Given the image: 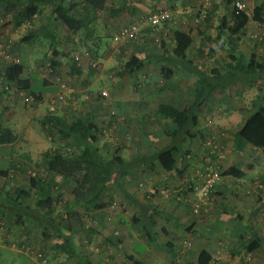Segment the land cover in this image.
<instances>
[{
  "label": "crops",
  "instance_id": "0c3cea01",
  "mask_svg": "<svg viewBox=\"0 0 264 264\" xmlns=\"http://www.w3.org/2000/svg\"><path fill=\"white\" fill-rule=\"evenodd\" d=\"M198 1L201 0H141L144 6L142 8L137 3L129 7L127 4L124 6L120 3L116 10L109 9L107 4L108 12H101L98 16L103 19L106 15L113 18L120 13L121 15L129 13L135 16L136 20L143 13L142 11L150 10L153 13L158 8L170 7L173 10L174 18L169 24V32L173 33L177 29L192 31L194 53L195 48L199 49V47L205 46L210 31L216 32L217 36L216 27L219 25V18L223 17L227 11L224 1L212 0L215 2L211 9V15L214 17L206 27L207 35L198 36L196 33L199 31L193 27L194 17L196 19L198 16ZM123 3L125 4V2ZM52 9L51 5L45 7L43 15H49ZM113 11H120V13L114 14V16ZM40 20L38 18L31 25L36 27ZM119 25H114L115 32ZM54 28L60 32L64 31L60 27ZM157 37L156 42L158 41ZM159 39L161 40V38ZM60 40L63 41L62 43L65 41L64 38ZM160 40L157 43L158 49L162 47ZM145 41L146 37L140 40L142 47L139 50L147 49L150 43L149 41L145 43ZM239 44L240 49L243 50L242 45H245V41L241 40ZM259 49L258 47L257 51L252 49L250 51L243 50V52L250 55L254 51L258 58L261 57L264 60V51L259 53ZM194 63L205 71L219 66L217 59L210 58L208 55L199 57ZM154 66L156 67V65ZM156 69L159 72V69ZM159 77L161 76H157V78ZM171 81L173 87L168 88L167 91L165 89L150 91L151 95L159 97L162 95L163 97L158 100L159 103L155 107L148 105L154 99L149 96L144 99L139 97L117 101L119 108L115 109L113 103V109L107 111L108 114L111 110L117 111L121 115L124 125L125 122L126 124L131 123L138 130L128 145L124 143L125 146L119 147V154L126 161L133 163L126 179L127 182L114 184L106 191L101 201L102 208L85 210L63 196L53 211L45 208L40 209L36 205V202L41 198L36 184L21 183V181L18 184H9L6 178L0 176V251L3 248L12 252L4 251L3 254L8 253L15 257H21L30 254L34 256L35 254L47 255L54 252V245L61 243L64 236H67V225L64 224L67 213L76 211L86 214L87 217L85 218V229L80 233L76 231L74 239L81 236L80 245L87 251L80 257L89 259L91 264H132L127 259V255L142 264H175L180 260L186 264H197V257L203 250L210 253L211 264H264V149H255L237 136L249 114L262 103L258 101L259 95H257L252 100L250 109L243 110L239 106L238 108L234 107V102L229 96L230 93L236 95L247 93L253 88L255 90L259 83L255 86L247 83L239 84L235 87V92L229 86H223L214 92L199 114L201 134L188 138L184 148L177 155L178 169L167 172L159 162H148L147 160L154 150L168 144V138L164 133L165 127L158 133L156 131L151 134L141 130V127L145 125L153 127L165 123L168 126V121L159 119L156 114L153 117L148 112L149 109L151 108L155 113L160 103H173L182 108L191 99L196 81L191 72L179 70ZM163 84L166 86L165 83ZM8 105L13 106L10 103ZM218 106L223 108V119L221 117L220 126L216 129L219 134L225 133V136L220 137L222 138L220 141L226 145V161L221 163L222 172L231 167L238 169V172L232 175H222L210 201L204 205L201 216L196 217L182 195L187 197L188 193L190 194L188 177L193 174L195 167L206 164L208 150L206 147L204 149L205 139L203 138L206 134L205 126L209 125L206 124L205 119L208 115H215L214 111ZM89 112L91 111L83 113L88 115ZM6 115L7 112L2 119L7 123ZM97 116L104 118L102 114L95 115V117ZM114 130L116 131V129ZM118 130L120 131L121 128ZM115 136L116 134L112 137L113 139L106 141L109 153L112 154L118 149L117 144L121 141V139H115ZM200 151L203 152V157L199 154ZM31 163H33V157L30 155L19 159L12 158L9 168L6 170L9 172L16 170L18 176L25 175V171ZM37 164L41 165L40 162ZM39 166L36 167V172L39 173V177H45L44 168L39 169ZM3 170L5 169H0V173ZM255 170L256 174L260 176L261 187L252 184V175ZM31 172L33 173L34 169L30 167L29 174ZM139 174H142L143 177L139 178ZM138 183L143 186L145 183L147 188L144 189ZM47 186L51 188L50 185ZM16 188L30 192L28 199L21 202L20 208L16 207L14 202H10L11 195L16 191ZM248 189L251 191L250 193ZM143 215H146V218L142 219ZM140 216L141 218H139ZM40 219H43L44 226L40 224ZM54 229H57V232ZM173 235L174 237H172ZM255 235L261 239V246L253 252H248L246 244ZM190 242L191 248L186 249V243ZM74 244L77 246L75 240ZM258 256L263 260H260Z\"/></svg>",
  "mask_w": 264,
  "mask_h": 264
},
{
  "label": "trees",
  "instance_id": "16d2710c",
  "mask_svg": "<svg viewBox=\"0 0 264 264\" xmlns=\"http://www.w3.org/2000/svg\"><path fill=\"white\" fill-rule=\"evenodd\" d=\"M108 1L0 0V20L11 23L17 28L26 27V29H29V34L21 39V43L31 42L36 35L50 41L52 49L51 67L47 66L46 69H53L55 73L54 70H57L61 62L58 57L61 56L68 58L73 69L81 72V57L79 60L76 58V54L72 57L68 47L67 49L63 47L65 49H62V51L57 48V46H63L64 44L60 40L63 37L54 31V27H60L66 31L69 37L67 41L71 38L76 45L81 44L83 41L99 40L100 38L95 37V24L100 20L98 14L108 9ZM205 1L206 4L204 3ZM205 1L201 0L199 3L198 16H196V19L194 17L193 20L195 25L193 27L199 31L196 33L198 36L206 34V27L214 17L211 15V9L214 6L213 4H215L214 0ZM221 1H224L227 11L223 17L219 18V25L216 27L217 36L213 38L208 35V43H206L210 50L208 56L217 59L219 65L217 68L205 71L201 66L194 63L199 57L205 56V47H199L198 53H193L194 39L191 35L192 31L177 29L173 33L169 32V24L174 18L173 12L171 19L162 23L156 30H145L146 39L152 40L151 44L158 46L157 43L160 40L159 38H161L162 47L160 49L154 47L153 50H150L149 45L144 51L138 49L125 62L124 74H134L135 72L143 71L145 66L151 63L156 65L161 77L167 83L175 78L179 70L191 72L192 76L196 78L194 93L182 108L173 103H160L155 112L159 119L169 122L164 131L168 138V144L154 150V153L147 157V160L148 162H159L167 172L178 169L177 155L184 148L188 138L201 134L199 114L214 92L223 86L235 87L245 83L255 86L260 82H264L263 58H258L254 51L250 55L245 54L240 49L239 44L242 38L246 36L251 22L264 25V0L262 3L255 5L251 13L248 10L237 9L235 7L237 0H220L219 2ZM49 5L53 9L49 15H43L45 7ZM119 13L120 11H113V15ZM38 18L41 19L40 27L36 29L31 24ZM123 27L125 26L120 27L117 31ZM117 31L109 36H113L114 39ZM78 36L81 37L79 41L77 40ZM156 36H158L157 42ZM137 42L139 44L140 40ZM211 42H214V47H211ZM131 44L133 43H130L124 51ZM219 49L225 54L222 55L221 53L222 56L220 55L217 58L215 53ZM86 53L88 55H91V53L98 55L96 50ZM191 56L193 57L191 58ZM17 59L18 61L9 62V64L4 66V69L0 70V145H13L17 142L18 136L2 118L5 112L13 107L8 105L11 98L13 96L18 97L20 93L28 91L32 86V80L22 75L25 72L24 63L21 62L20 58ZM89 66L93 70L98 68L95 62L89 63ZM45 83L47 84L48 81ZM71 87L74 88L75 92L65 103L71 100L70 103L76 101L80 105L78 97L81 95L77 92L76 87ZM31 95L34 97V100L31 101L32 104L40 103L43 100L42 94L32 92ZM262 95L260 93L258 97V101H261L262 104L249 114L237 133L239 138L255 149H264V97ZM5 97H7L8 101L2 105ZM77 98L78 100H76ZM105 99L106 97H103V93L100 92L97 94L95 101L97 100L99 103L98 108L100 110L107 112L106 109L109 103H106ZM79 105L76 104L77 111ZM89 113L87 115L71 112V117L66 119L64 116L53 115V112H51L48 117L42 120L44 132L50 138L49 140L53 141L54 146L45 153L46 176H34L29 179V183L38 186L41 198L36 202V205L40 209L45 208L53 211L55 205H59L61 197L66 196L69 201L85 208V210H98L102 208L101 201L106 191L114 184H123V178L129 173L133 163L126 161L119 154V147L113 154L109 153L106 138H108L107 135L111 128L116 129L113 133L118 137L120 135V133H117L118 129L122 128L124 132V128L131 123L126 124L125 122L124 125L121 115L115 110H111L109 114L106 113L104 115V118L106 116L111 118L110 122H107L102 116L99 118L98 116L95 117L92 112ZM234 168L231 167L223 171L222 175L236 174L238 169ZM234 170L236 171L234 172ZM15 172L16 170L12 172L3 170L0 176L8 181H14L18 175ZM11 184H18V182ZM47 185H50L51 188ZM18 189L16 188V191L11 195V199H9L10 202H14L17 205L16 207L20 208L22 206L21 202L28 199L30 192ZM86 217V214L76 211L68 212L64 222L67 225V236H64L65 238L61 243L54 245L56 252L67 254L69 258L76 259L78 264H91L89 259L78 257V247L76 248L74 244L76 231L80 233V231L85 229ZM144 218H146V215H143L142 219ZM39 222L42 226L45 225L43 219H40ZM56 230L54 229V231ZM260 246L261 239L255 235L246 244V249L248 252H253ZM169 249L171 248L169 247ZM53 256L57 255L54 254ZM127 259L132 264H142L128 255ZM211 263L212 257L210 253L207 250L201 251L197 257V264ZM175 264H186V262L183 263L180 260V262L178 261Z\"/></svg>",
  "mask_w": 264,
  "mask_h": 264
},
{
  "label": "rangeland",
  "instance_id": "374dc122",
  "mask_svg": "<svg viewBox=\"0 0 264 264\" xmlns=\"http://www.w3.org/2000/svg\"><path fill=\"white\" fill-rule=\"evenodd\" d=\"M110 0L108 2V8L118 9L119 4H123L124 6L127 4V7L134 6L136 3L139 5V7H144L141 3V0ZM205 1V0H204ZM246 4V9L251 13L254 6L262 3L263 0H259L256 2V0H242ZM125 2V4L123 3ZM197 4V9H199V3ZM206 4V1L204 2ZM113 5L112 7H110ZM161 8H169L170 7H161ZM159 9V8H158ZM156 11V10H155ZM108 12V9L105 10V13ZM141 15L135 20V16L130 15L129 13H125L121 15V13L117 17H108L107 15L102 19H100L95 25V31L96 35L95 37L100 38L99 40L93 39L89 42H81V44L76 45L75 41L68 36V33L66 31H59L54 28L55 32L59 33L64 38V45L57 46V48L62 51V49H67L71 52L72 57L76 55L80 56L82 59V66H81V72H77V70L73 69V66L70 64V60L68 58H64L59 56L58 59H60V65L57 67V70H54V75L60 77V79L71 86L76 87L77 92L81 95L80 97V105L75 102H71V100L67 101L66 103L59 104L56 108V111L53 112V115H61L64 116L66 119L70 116L71 112L73 113H83L84 111H91L94 115H105L107 112L105 110H100L98 107L99 103L97 100L95 101V98L97 97V94L100 92H106L107 96L103 95V97H106V103H109L107 105L106 111L109 109H112V104L114 103L115 109L118 108L117 101L124 100L126 98H145V97H153L154 99L148 104L151 106H156L157 103H159L158 100L163 99L162 95L159 97L157 95H151L150 91L153 89H165L166 91L168 88H172V83L166 82L163 78L157 76H161L160 72L156 69L154 64L148 63L143 71L135 72L134 74H124L123 69L125 66V62L131 57V54L133 52H136L140 47H142V42H136L131 44L126 51L123 52V54L118 55L116 53V44L114 42L113 35L115 33L113 27L114 25H119L117 29H119L122 26H126L131 23H135L141 19L147 18L152 11H142ZM173 12V10H172ZM121 15V16H120ZM2 21V22H1ZM218 22V21H217ZM219 23V22H218ZM215 24V23H214ZM40 27V24L37 23V26L35 27L38 29ZM247 34L242 38L243 41H245V45H242L243 50L250 51L252 49H255L257 51L258 47L259 53H262L264 51V25L255 24L253 22L250 23ZM29 29H26V27L16 28L11 23L4 22L3 20H0V43H3L5 47L7 48L8 52L13 55L15 58H20L21 62L25 65V72L22 74L25 78H30L32 80V86L28 91H23L20 93L18 97L13 96L11 100L8 102L13 105L11 112L10 110H7L6 120L7 124L14 130L15 134L18 136V140L13 145L5 144L0 145V169H7L9 168L10 161L12 158H21L25 157L26 155H30V157H33V163L28 165L27 170L25 171V175L20 174V176L17 175L14 181H7L10 183L13 182H19L21 183H28L29 179L35 176L39 177V173H37V166L41 163V165L38 167L39 169L44 168L45 171V162L43 158L45 157V153L53 148V141L49 140L50 138L46 135L44 132V128L42 125V120L45 117H48L50 115V107H51V101L52 99L58 94L63 92V89L56 84V81L54 80V76L50 74V71H47L46 67H50L51 65V58H52V49L50 47V41L44 40L42 36L36 35L35 39L31 42H25L21 43V39L24 38L27 34H29ZM56 33V34H57ZM216 32L210 31L208 35H211L213 38L216 37ZM79 38L77 37V40L79 41ZM149 41V47L150 50H153L154 47H157L155 44H151L152 40H147L145 43ZM144 43V44H145ZM208 43V41L206 42ZM214 42H211L213 46ZM210 44V45H211ZM253 46V47H252ZM257 46V49H256ZM65 47V48H63ZM159 47V46H158ZM157 47V49H158ZM195 47V46H194ZM205 53L204 55H209L208 52L209 46L205 44ZM248 47V48H247ZM255 47V48H254ZM194 49V48H193ZM211 49V48H210ZM96 50L97 54H92L91 51ZM197 48H195V53L197 52ZM86 52H90L91 55H86ZM224 55L223 51L219 49L216 51L217 58L221 55ZM84 54V55H81ZM214 54V56H215ZM221 55V56H222ZM260 55V54H259ZM213 56V55H212ZM94 63L95 65H98L97 70L91 69L89 66V63ZM6 65L5 60L3 57L0 58V70L4 69V66ZM210 68H212L210 66ZM209 69V68H208ZM207 70V69H206ZM47 71V72H46ZM156 72V73H155ZM156 77H152V76ZM48 81L46 84L45 82ZM166 86H164V84ZM236 87V86H235ZM235 87H232V90L235 92ZM34 92L36 94H42L43 100L40 103L32 104L31 102H27L25 97H33L31 93ZM263 94L264 95V82L259 83L257 87L249 90L247 93H240L234 95L233 93H230V99L233 100L234 107H241L243 110L250 109L252 100L255 99L257 95ZM67 97H69V94L65 93ZM71 97V96H70ZM78 98L76 100H78ZM8 99L7 97L4 98L3 104L7 103ZM79 105V109L77 111L76 104ZM108 106H110L108 108ZM91 107V108H90ZM244 107V108H243ZM217 110L214 111L215 115H208L206 117V124L208 121H211V124L208 123L209 126H205L206 128V134L203 139L207 141L206 139H211V137H215L212 139H217L219 142L220 137L225 136V133H218L217 127L220 126V121L223 119V108L217 107ZM241 109V110H242ZM70 110V111H69ZM69 111V112H68ZM105 113H103V112ZM152 116L155 114L154 111L150 108L148 111ZM154 117V116H153ZM222 117V119H221ZM107 122L111 121V118L107 119V117L104 118ZM163 127L165 129L167 128V123L157 125V126H151V125H145L144 127H141V130L146 131L148 133L156 132L158 133L159 130H161ZM137 129L133 126V124L128 125L127 127L118 132L120 135L118 137L115 136V139H121L119 141V144H117L118 147L128 145L133 139V135L137 134ZM221 131V130H219ZM113 132L115 130L111 128V131L108 133V138H106V141L108 139H113L112 137L115 135ZM155 134V133H154ZM51 136V135H49ZM105 143V142H104ZM222 143V142H221ZM225 148L226 145L222 143ZM206 146H204V149ZM114 149V148H113ZM208 150V149H207ZM108 153V152H106ZM200 155L203 154L202 151L199 152ZM106 156V155H105ZM226 156V153H225ZM203 157V155H202ZM226 161V158L224 162ZM31 169H34V172L29 174ZM202 166L198 165L195 167V170L192 175H189L188 179L190 177L195 176L196 171L200 169ZM38 169V170H39ZM131 170V169H130ZM264 171V170H263ZM256 170L253 173L252 177V184H254L257 187H261L260 184V176L256 174ZM45 174V173H44ZM129 174V173H128ZM128 174L123 178L124 181L128 178ZM139 178H142V174L138 175ZM5 180V179H4ZM2 182V181H1ZM6 182V183H7ZM127 182V181H126ZM124 183V182H123ZM139 186L140 183H138ZM184 187V185H183ZM135 188V187H134ZM143 188L145 187V183ZM249 190V189H248ZM247 190V191H248ZM251 191L249 190V193ZM201 214L198 216L200 217ZM3 220V219H2ZM174 237V235L172 236ZM78 239L75 237V242L77 243L76 248L78 247V253L79 256L84 254L87 249L85 247H82L80 245V238L81 236H77ZM192 242V241H191ZM220 246V245H219ZM4 251L10 252L6 249L1 248L0 251V264H39L38 262L42 264H78L77 261H74L76 259H71L68 257L67 254H62L59 252H50L47 255L40 254L41 256H34L33 254H30L29 256L23 255L19 257H15L12 254H3ZM12 253V252H10ZM57 256H53V255ZM260 259V256H258ZM260 260H263L262 258Z\"/></svg>",
  "mask_w": 264,
  "mask_h": 264
},
{
  "label": "built area",
  "instance_id": "2783aa9c",
  "mask_svg": "<svg viewBox=\"0 0 264 264\" xmlns=\"http://www.w3.org/2000/svg\"><path fill=\"white\" fill-rule=\"evenodd\" d=\"M209 0H207L208 2ZM235 7L239 10H247L246 4L242 0H237L235 2ZM172 17V11L169 8H159L153 13H151L147 18L141 19L135 23H131L123 28H121L114 35V42L116 44V53L121 54L124 52V49L130 44L145 38V30H156L162 23L170 20ZM88 55V54H86ZM3 57L6 64L9 62L18 61L13 55H11L5 45L0 43V58ZM79 60L80 56H76ZM51 67V65H50ZM50 74L54 76V80L58 85L63 89V92L58 93L51 101L50 111L54 112L59 104L64 103L67 99L71 98L74 94V88L64 83L60 77L54 75L53 69H48ZM69 94V97L66 94ZM103 95L107 96L106 92H103ZM71 96V97H70ZM27 102L34 100V97H26ZM211 124V121H208ZM206 139L205 141L207 146V159L206 164L196 171L194 177H190V194L188 196L182 195V198L185 197V200L188 202L192 209L194 216L198 217L204 205H206L212 194L215 192L217 185L219 184L222 177V168L221 163L225 159L226 148L219 142L217 139ZM189 191V190H188ZM192 244L186 243V249L191 248ZM41 256L40 254H37ZM36 256V254H35Z\"/></svg>",
  "mask_w": 264,
  "mask_h": 264
}]
</instances>
